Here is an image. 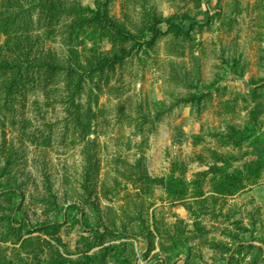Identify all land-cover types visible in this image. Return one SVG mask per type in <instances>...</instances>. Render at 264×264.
I'll return each mask as SVG.
<instances>
[{
	"label": "rangeland",
	"instance_id": "rangeland-1",
	"mask_svg": "<svg viewBox=\"0 0 264 264\" xmlns=\"http://www.w3.org/2000/svg\"><path fill=\"white\" fill-rule=\"evenodd\" d=\"M20 2L38 8L17 24L76 39L42 41L60 58L129 57L86 83V131L58 79L12 113L0 90V264H264V163L244 168L264 156V0Z\"/></svg>",
	"mask_w": 264,
	"mask_h": 264
},
{
	"label": "trees",
	"instance_id": "trees-1",
	"mask_svg": "<svg viewBox=\"0 0 264 264\" xmlns=\"http://www.w3.org/2000/svg\"><path fill=\"white\" fill-rule=\"evenodd\" d=\"M21 0H7L4 2L1 7H4V11L0 10L1 16L3 17V24L0 28V87L2 86V78H9L10 84H3L1 88V97H5L6 106L3 107L4 111L12 113V109H8L10 102H12V95L14 92L23 94L21 90H25L29 85L31 91L38 90V85L43 84V88H46V95L48 100L51 101L53 97V92L56 94L57 91L51 89L53 81L58 79L62 81L63 87L57 86L56 90H59V94L55 96L56 103L66 107V122L67 127L70 124L80 126L83 128V131L87 129L86 124H83V120L86 118V106L83 104L82 99L86 94V83L93 82L94 78H98L99 75H104L108 70H114L117 66H121L129 57L128 53L123 50L122 54L115 55H104L100 59H91L88 60V63L74 64L68 58H60L57 51L54 49H47L46 46L42 44L41 37H37L39 31L34 26H26L17 24V19L21 16H28L29 13L38 8V6L33 7L31 4L24 6V3L21 4ZM29 1V0H28ZM45 10L53 11L56 13L61 12L60 9H53L52 6L47 4L44 5ZM79 12H91L96 16H100L105 13V10H88L85 8L77 9L75 7L72 10H64L72 15L74 11ZM105 22H108L109 27L113 31L126 36L121 30L116 28L108 19H104ZM158 27V26H157ZM181 31L188 33L189 28L186 26L180 27ZM158 31V28L154 31V40L151 41V45L154 44ZM163 31V29H162ZM168 31V29H167ZM186 31V32H185ZM167 33V32H166ZM76 33H71L75 35ZM28 35V36H25ZM66 32L63 29L60 30H45L43 36L46 41H52L55 43L56 39H59L58 43L62 47H71L74 44L72 36L69 38L66 36ZM2 36L6 38L5 43L1 46ZM29 37V38H26ZM58 37V38H57ZM128 37V36H127ZM71 42H68V41ZM46 41H43L44 43ZM43 45L44 47L40 46ZM75 45V44H74ZM127 54V57H126ZM87 62V61H86ZM10 76H12L10 78ZM48 79V81L46 80ZM48 85L49 88H48ZM26 87V88H25ZM15 90V91H14ZM61 90H66L69 92L65 95ZM61 93V94H60ZM50 105V104H48ZM24 124L23 130L29 129V124L31 120H23ZM15 125V124H13ZM88 133V132H86ZM264 163V156H259L256 161L245 164L244 168L248 171L251 167H260ZM259 170V169H258ZM258 170H254V173L258 174ZM239 174H243L240 172ZM233 181L237 180L236 175L233 176ZM170 183V182H169ZM86 190V188H85ZM11 193L16 194L18 190L13 189L9 190ZM20 198L22 194L20 193ZM60 226L58 224L51 225L47 229L57 230Z\"/></svg>",
	"mask_w": 264,
	"mask_h": 264
}]
</instances>
